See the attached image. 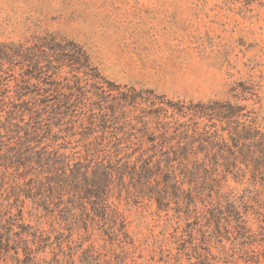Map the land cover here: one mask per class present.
Returning <instances> with one entry per match:
<instances>
[{
  "label": "rangeland",
  "instance_id": "374dc122",
  "mask_svg": "<svg viewBox=\"0 0 264 264\" xmlns=\"http://www.w3.org/2000/svg\"><path fill=\"white\" fill-rule=\"evenodd\" d=\"M46 34L79 43L117 84L241 105L264 134V0H0V41ZM222 176L211 195L167 208L113 186L115 221L76 209L70 224L52 222L25 200L28 232L14 228L0 264H85V251L95 264H264V160Z\"/></svg>",
  "mask_w": 264,
  "mask_h": 264
},
{
  "label": "trees",
  "instance_id": "16d2710c",
  "mask_svg": "<svg viewBox=\"0 0 264 264\" xmlns=\"http://www.w3.org/2000/svg\"><path fill=\"white\" fill-rule=\"evenodd\" d=\"M243 108L117 84L55 34L0 41V190L10 188L7 205L0 191V262L14 228L28 232L25 200L52 222L70 224L76 209L115 221L113 186L167 208L211 195L219 174L246 173L251 158L264 160V134ZM95 260L85 251V264Z\"/></svg>",
  "mask_w": 264,
  "mask_h": 264
}]
</instances>
